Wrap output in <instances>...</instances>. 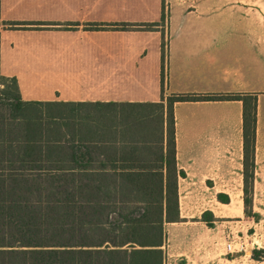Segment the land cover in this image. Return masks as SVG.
I'll list each match as a JSON object with an SVG mask.
<instances>
[{
	"label": "crops",
	"instance_id": "crops-1",
	"mask_svg": "<svg viewBox=\"0 0 264 264\" xmlns=\"http://www.w3.org/2000/svg\"><path fill=\"white\" fill-rule=\"evenodd\" d=\"M10 21L59 24L14 29ZM122 22L160 25L87 27ZM0 72L17 78L24 100L155 103L174 93L256 94L249 186L264 187V0H0ZM243 112L238 99L174 104L177 162L185 171L179 197L188 210L181 206V219L167 222V264H242L241 254L229 258L203 214L211 211L215 222L248 214ZM226 207L231 213H221Z\"/></svg>",
	"mask_w": 264,
	"mask_h": 264
},
{
	"label": "trees",
	"instance_id": "trees-1",
	"mask_svg": "<svg viewBox=\"0 0 264 264\" xmlns=\"http://www.w3.org/2000/svg\"><path fill=\"white\" fill-rule=\"evenodd\" d=\"M56 24L5 23L14 29ZM165 57L164 42L163 81ZM224 99L244 104L248 213L256 94L174 93L155 103L24 100L17 78L0 72V264H165V223L181 219L179 180L185 176L177 162L174 104ZM154 107L158 115L149 110ZM203 218L213 225L211 211Z\"/></svg>",
	"mask_w": 264,
	"mask_h": 264
},
{
	"label": "rangeland",
	"instance_id": "rangeland-1",
	"mask_svg": "<svg viewBox=\"0 0 264 264\" xmlns=\"http://www.w3.org/2000/svg\"><path fill=\"white\" fill-rule=\"evenodd\" d=\"M82 110L95 112V109L92 108H84ZM149 110L155 115L159 114V108L157 107L149 108ZM252 181L253 179L250 178L249 183ZM249 195L252 201L248 207V214L243 213L242 217L240 218L218 219L216 222H213L211 227L215 228L216 233L220 232V236L222 237L221 242L225 247H227L228 243L231 242L235 249H240L243 243L244 249H247H241L239 253L228 251V255L230 256L229 258L233 259L236 255L241 254L242 264H264V187H252L250 189ZM181 206L186 213L188 210L187 198L182 199V204H180V207ZM219 210L221 209L216 208V211ZM221 211V213H231V209L228 207L223 208ZM169 225L165 223V230L166 226L170 227ZM212 236H214V234H212ZM166 239L167 238L165 237L164 244L168 242V239L167 242ZM165 264L167 263L165 262ZM230 264H234V261Z\"/></svg>",
	"mask_w": 264,
	"mask_h": 264
},
{
	"label": "built area",
	"instance_id": "built-area-1",
	"mask_svg": "<svg viewBox=\"0 0 264 264\" xmlns=\"http://www.w3.org/2000/svg\"><path fill=\"white\" fill-rule=\"evenodd\" d=\"M227 248H228V251L229 252H233L234 250H235V248L233 247V245H232V243L230 242V243H228V245H227ZM241 249H243L244 248V245H243V243H242V245H241V247H240Z\"/></svg>",
	"mask_w": 264,
	"mask_h": 264
}]
</instances>
